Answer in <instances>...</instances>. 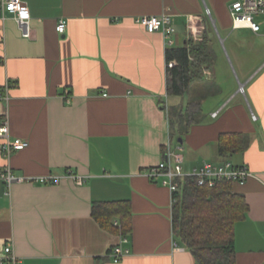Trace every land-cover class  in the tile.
I'll list each match as a JSON object with an SVG mask.
<instances>
[{"label": "crops", "instance_id": "obj_1", "mask_svg": "<svg viewBox=\"0 0 264 264\" xmlns=\"http://www.w3.org/2000/svg\"><path fill=\"white\" fill-rule=\"evenodd\" d=\"M23 1L30 37L11 14L0 17V123L6 117L10 137L28 145L9 157L0 150V172L10 166L16 176L59 181L8 187L0 179V264H196L174 236L171 191L145 175L168 150L182 156L185 172L225 160L252 172L234 186L248 204L234 227L236 264H264V68H240L236 86L216 80L230 70L212 32L234 30L233 0ZM162 14L172 18L168 37L135 22ZM196 27L208 31L216 55L204 77L223 95L179 143L168 109L186 106L203 83H193L186 100L168 96L166 50L194 40ZM221 133L246 134V147L220 156ZM119 200L130 203V252L113 262L108 253L122 234L91 210L94 202ZM6 245L15 262L4 256Z\"/></svg>", "mask_w": 264, "mask_h": 264}, {"label": "trees", "instance_id": "obj_2", "mask_svg": "<svg viewBox=\"0 0 264 264\" xmlns=\"http://www.w3.org/2000/svg\"><path fill=\"white\" fill-rule=\"evenodd\" d=\"M215 51L206 29L201 39H189L181 47L166 50V93L183 96L195 82H202L186 106L172 105L168 109L171 137L178 139L189 132L192 125L202 120L201 100L220 91L214 81L205 79L203 70L212 66ZM248 136L242 133H221L218 153L228 157L241 152ZM179 191L173 194L171 222L176 240L192 254L196 264H236L234 247L235 224L246 217L248 204L242 193L235 191L237 184L217 180L212 186L199 185L192 177L177 179ZM92 215L104 226L120 230L126 236L130 231L128 200L94 202ZM120 225H114V219Z\"/></svg>", "mask_w": 264, "mask_h": 264}, {"label": "built area", "instance_id": "obj_3", "mask_svg": "<svg viewBox=\"0 0 264 264\" xmlns=\"http://www.w3.org/2000/svg\"><path fill=\"white\" fill-rule=\"evenodd\" d=\"M11 14L17 24L22 37H30L31 25H30V13L28 7L23 0H0V17L4 18L5 14ZM229 14L231 17L232 29L247 28L252 33L258 34L261 29V25L264 24V19H258L259 16H264V0H233L229 7ZM135 22L142 25L146 31L153 32L160 30L165 37H168L173 31L172 18L168 14L162 15H150V16H138L135 17ZM56 31L58 33H64L65 20H59L56 25ZM202 29L200 27L194 28V40L201 39ZM67 101L69 95L64 94ZM0 150L1 154L5 157H9L13 151L24 149L28 142L25 139L19 137H10L9 126L7 118L4 117L0 123ZM180 146L177 150H180ZM183 158L179 153H173L169 150L165 154V159L161 160L155 166L147 169L145 175L151 180H159L162 185L169 188L172 193V203L175 202L173 194L179 191L177 179L185 177L194 178L199 185L212 186L217 180H229L238 184H243L250 176L252 172L244 165H235L228 160H225L219 164H212L204 162L199 167L193 168L189 172H185L182 167ZM71 176L78 179L77 176ZM0 179L4 184L10 187L14 182L18 181H35L39 183H57L59 181L58 176L47 175L39 177H23L16 176L10 166L0 172ZM114 225H119L117 221ZM127 238L125 236L120 237L119 242L109 250V257L113 262H118L124 256L129 254V249L125 246ZM4 256L15 262V257L11 254V247L6 245L4 247ZM21 264V263H19Z\"/></svg>", "mask_w": 264, "mask_h": 264}, {"label": "rangeland", "instance_id": "obj_4", "mask_svg": "<svg viewBox=\"0 0 264 264\" xmlns=\"http://www.w3.org/2000/svg\"><path fill=\"white\" fill-rule=\"evenodd\" d=\"M257 18L261 20L264 19V16ZM212 36L216 39L220 53H222L221 55L230 70V74L224 71L219 79L215 78L218 82L221 81L219 84L223 87L234 84L236 86L239 79L242 80L239 72L240 68L245 70L264 68V24L261 25L258 34H254L246 28L232 30L229 34L213 28ZM222 95V92H218L213 95V97L216 96L215 98H211L212 96L205 97L202 102V109L204 111L209 110L214 105V99H219ZM183 98L186 100V96H183ZM181 153L186 155L187 151L182 150Z\"/></svg>", "mask_w": 264, "mask_h": 264}, {"label": "water", "instance_id": "obj_5", "mask_svg": "<svg viewBox=\"0 0 264 264\" xmlns=\"http://www.w3.org/2000/svg\"><path fill=\"white\" fill-rule=\"evenodd\" d=\"M178 142H179V143H181V142H182L181 138H178Z\"/></svg>", "mask_w": 264, "mask_h": 264}]
</instances>
